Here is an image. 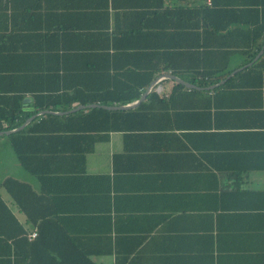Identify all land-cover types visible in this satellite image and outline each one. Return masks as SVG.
Returning <instances> with one entry per match:
<instances>
[{"label":"crops","instance_id":"0c3cea01","mask_svg":"<svg viewBox=\"0 0 264 264\" xmlns=\"http://www.w3.org/2000/svg\"><path fill=\"white\" fill-rule=\"evenodd\" d=\"M263 25L264 0H0L6 110L155 72L85 155L86 182L22 208L0 187V264H264ZM42 112L67 113L18 128ZM7 142L0 184L40 194Z\"/></svg>","mask_w":264,"mask_h":264},{"label":"trees","instance_id":"16d2710c","mask_svg":"<svg viewBox=\"0 0 264 264\" xmlns=\"http://www.w3.org/2000/svg\"><path fill=\"white\" fill-rule=\"evenodd\" d=\"M261 31H264V25ZM254 66L264 69V55L259 62L253 64ZM162 68L159 67L158 71L161 72ZM167 69L163 68L164 71ZM154 73L149 74L147 71V79L134 84L131 88L129 87L131 85L119 88L113 82L104 86L95 84L91 88H85L81 84V88L75 90L77 96L62 94L49 102L35 103L34 111L25 114L20 113L19 107L11 110L0 107V132H6L20 127L25 120L41 110L67 112L77 106L99 105L64 114L48 112L36 116L23 129L3 135L9 138L20 166L38 180L41 193H35L29 184L10 177L5 178L0 187L8 191L22 208L20 199L29 203L42 202L45 197L53 196L54 188L48 187L51 182L61 179L68 181L75 173L81 174V180L86 182L89 178L84 174L85 155L92 151L97 141L104 139V134L123 130L129 116H132L129 110H109L104 107L123 106L137 100L141 91L153 79ZM229 73L225 72L223 76ZM202 74L208 76L210 72ZM151 96L153 94L150 98ZM74 104L76 105L73 106ZM70 164L75 166L72 172L69 171Z\"/></svg>","mask_w":264,"mask_h":264},{"label":"water","instance_id":"95a60500","mask_svg":"<svg viewBox=\"0 0 264 264\" xmlns=\"http://www.w3.org/2000/svg\"><path fill=\"white\" fill-rule=\"evenodd\" d=\"M166 76H169V75H166ZM171 77V76H169ZM174 79V77H171ZM183 85L185 86H190L189 84H184L182 83ZM191 87V86H190ZM193 87V86H192ZM132 105V104H131ZM131 105H127V106H122V107H114V106H110V107H104L105 109H109V110H115V109H128ZM99 105H89V106H79L76 108V110L78 109H86V108H93V107H98ZM42 113H46V112H42ZM61 114V113H60ZM21 128H16V129H13V130H10V131H6V132H0V136H3V135H9V134H12V133H15L17 131H19Z\"/></svg>","mask_w":264,"mask_h":264},{"label":"rangeland","instance_id":"374dc122","mask_svg":"<svg viewBox=\"0 0 264 264\" xmlns=\"http://www.w3.org/2000/svg\"><path fill=\"white\" fill-rule=\"evenodd\" d=\"M0 140L7 141L8 138H7V136H0ZM6 149H8V151L10 152V154H12V152H11L12 148L8 147V142H7ZM1 166H2V169L0 167V181L3 179V177H5V175L12 174V172L7 171L5 168H3L4 164H2Z\"/></svg>","mask_w":264,"mask_h":264},{"label":"built area","instance_id":"2783aa9c","mask_svg":"<svg viewBox=\"0 0 264 264\" xmlns=\"http://www.w3.org/2000/svg\"><path fill=\"white\" fill-rule=\"evenodd\" d=\"M36 236V232H33L29 237L30 238H33V237H35Z\"/></svg>","mask_w":264,"mask_h":264}]
</instances>
